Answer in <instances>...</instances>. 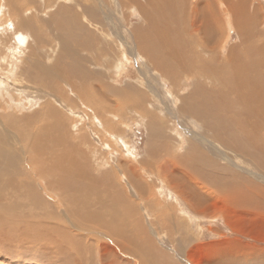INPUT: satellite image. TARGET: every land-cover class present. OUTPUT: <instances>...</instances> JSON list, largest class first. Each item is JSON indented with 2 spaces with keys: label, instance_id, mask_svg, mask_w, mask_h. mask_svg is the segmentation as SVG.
<instances>
[{
  "label": "rangeland",
  "instance_id": "rangeland-1",
  "mask_svg": "<svg viewBox=\"0 0 264 264\" xmlns=\"http://www.w3.org/2000/svg\"><path fill=\"white\" fill-rule=\"evenodd\" d=\"M138 1L144 2V0ZM247 1L250 2L252 9L257 11L264 32V0ZM186 3L188 9H191L199 3V0H187ZM135 6L132 7L130 3L122 6L120 0H0V84L3 83L6 91L3 95L4 99L3 96L0 97V135L2 138L8 136L12 142L16 141L17 145L14 149L21 146L20 149L25 146L22 139H24L23 133L27 132L25 144L26 142L31 144V139L35 135L28 133L29 130H21H25L27 125H30L27 124L31 121L29 119L43 111L48 98L50 99L47 103H55L52 107L61 111H59V118L66 122L65 133H62L65 139L61 145L58 136L53 135L48 148H34L33 153L36 152V155L44 154V158L40 159L44 166L42 172L21 166L18 174L21 178L24 176V180L19 179V175H14L13 179L17 182L22 180L21 184L29 189L27 188L26 192L24 190L26 195L10 191L11 197L14 198L11 206L17 205L15 208L18 207L19 212L25 206L22 211L24 215H30L32 208L38 212V216L47 209L44 202L51 205L50 210L56 208L54 211L57 210L56 213L60 217V221L55 222L56 226L63 228L64 225L70 231L72 230L71 232L74 231L77 237L84 238L86 242L84 244L88 250L83 251V255L81 253L77 255L76 252L71 254L83 256L87 264H264V169L258 167L254 159L222 144L212 128L215 124H206L201 116L187 117L180 111L182 100L198 86L195 78L180 76L174 83L173 80L164 79L157 70L152 69L144 56L138 55L131 58L126 56L129 47L127 43L131 40L133 46H136L133 41L135 39L133 32L136 29L140 27L145 32L153 34V31L146 27L148 23L145 25L148 20L145 18V13L137 5ZM64 9L72 10V12L74 9L77 12L92 9L101 17V23H91L88 18V21L84 19V23L95 33L97 41L92 42L93 48L89 50V54L81 51L84 54L83 57L88 59V62L83 63L84 69L79 70V73L84 70L81 76L75 71L70 70L69 73L67 64L70 58L63 55L61 44L59 45L58 36H56L60 25L58 21H55L58 16H55L58 11ZM252 16L258 19L253 12ZM180 27L182 26L177 27L178 31ZM225 31V33L221 32L219 44H222V56L227 57L230 51L242 44V41L235 27L225 26ZM19 34L27 39L26 45L25 42L20 45L17 40ZM121 35L127 39V42L120 43ZM137 45H139L138 42ZM258 46L261 47V44H255L254 41H251L249 45L255 61L262 59V51ZM242 56L244 57V54ZM36 61L38 62L36 65L40 64L45 68H52L54 65V68L60 69V73L63 74L60 77L61 81L51 84L54 87L56 85L55 89L58 90L51 91L42 76L40 79L35 76L32 77L33 79L30 76L24 78L23 74L28 75L24 72L30 68L29 64ZM103 84L125 90L124 92L128 94L126 93V96L122 98L124 100L116 101V97L108 93L102 94ZM204 84L213 85L210 81H205ZM64 88L67 92L63 90ZM81 92L87 93L89 100L94 103L89 105L87 99H82ZM13 98L15 100L18 98L16 102L20 106L14 105ZM121 103L123 105L125 103V106H121ZM101 112H103L102 115H100ZM96 113L100 118L94 117ZM189 114L191 113L187 110L186 115ZM70 125L75 127V130ZM153 126L161 128L164 133L163 135L154 133L155 138L151 140ZM106 128L107 131H105ZM112 129L115 130L112 132ZM223 137L226 138V135ZM56 141L59 144L57 146ZM260 145L264 146V142ZM84 146L87 147V152ZM196 146L201 150H197ZM258 151L264 153L261 149ZM202 152H206L207 158L218 166H226L230 172L221 171L206 164ZM85 153H87L86 158ZM72 155L74 160L71 158ZM185 155L189 156L186 158L188 161L184 163L186 167H183L182 163L176 160L180 157L185 158ZM258 156L264 158V154ZM197 157L201 160L200 163L190 162ZM54 158L58 159L59 166ZM256 159V162H260V159ZM84 163L85 166H83ZM66 164L68 167L63 168ZM52 165L55 166L52 167ZM69 166L74 167L75 171L71 172L68 169ZM188 167H193L197 171ZM78 171L81 172L82 177L77 181ZM68 172L69 175H67ZM12 173L15 174V171ZM197 173L201 176L207 175L208 179L196 178ZM131 175H134V178ZM12 177L10 183L14 184ZM219 177L228 178L229 184L225 185L231 187L243 185L242 188L246 192L251 190V183L257 185L256 189H263L250 200L232 201L214 198L215 194L218 196V190L215 187L220 184L213 180ZM65 178L68 181L64 180ZM136 179L141 189L132 183ZM110 181L111 183H108ZM107 184L112 189H109ZM97 196H100L101 202L107 206L102 211V217L106 223L111 222L112 232L116 233L113 235L119 241V246L124 243L127 246L123 245L119 248L115 246L112 241L114 237L103 229L87 227L88 231L84 232L80 228L83 227L82 216L90 211L88 207L94 209L92 205L96 202ZM124 199L129 205L119 206L117 202L123 203ZM112 206L115 207L113 216L110 209ZM77 225L80 227L78 228ZM132 236L137 239H143L146 236L147 243L143 242L144 252H131V250H137L136 246L131 244L133 239H129ZM29 246H27L29 247L28 257L11 259L9 255L22 256L21 254L26 251L15 252L14 245L13 248L1 246L0 264H37L39 258L44 256L42 250L35 248L34 245ZM19 249L24 248L19 246ZM44 251L50 253L49 246H45ZM61 262L54 263L65 264L63 260Z\"/></svg>",
  "mask_w": 264,
  "mask_h": 264
},
{
  "label": "bare ground",
  "instance_id": "bare-ground-1",
  "mask_svg": "<svg viewBox=\"0 0 264 264\" xmlns=\"http://www.w3.org/2000/svg\"><path fill=\"white\" fill-rule=\"evenodd\" d=\"M120 1L122 3V6H125V4H129V3H130V5H132V7L137 5L139 7V9H141L145 13V15H146L145 18L148 19L147 22L145 23V25H147V23H148V26H146V27H148V29L150 28L149 30L153 31V34H151V32L150 33L145 32L140 27L138 28V30L136 29L137 31L135 30L134 31L135 33L133 32V34H135V39H136V40L133 39V41H134V45H136V46H133V44L130 40V42L127 43V45L129 47L127 49L128 52L125 51L126 53H128V55H126V56L127 57L129 56V58H131L132 56L137 57L138 55L144 56L146 58V60L150 63V66L152 67V69H154L155 71L157 70L158 71L157 73H160V75L164 79L173 80L172 82H174V83H176V79L180 76L195 78L198 82V84H197L198 86L195 90H193L191 93H189L187 95V98L185 97V99L182 100V106L180 107V111L187 117L201 116L202 118H204V122L206 124H215L212 128L215 131V133H217L216 137L222 144L224 143L226 146L233 148L236 152L241 153L243 155H246V156L254 159L253 161L255 162V164L258 165V167L264 169V158H263V156H258L259 154H264V153L258 151V149H261L264 151V146L260 145V143L264 142V57L262 56V55H264V32L261 28V20L259 18V15H258L257 11L252 9L250 2L247 0L246 1L245 0H199V3L196 4V6L192 7L191 9H188L187 3H186L187 0H157V1L156 0H144V2H141V1L139 2L138 0H120ZM85 7H87V6H85ZM135 8H136V6H135ZM75 9H74V12H72V10H66V9L60 10L57 12V15L55 16V17L58 16L55 21H58L59 25H60V27L58 26L59 33L56 35V36H58L59 45L61 44L60 46L62 48L63 55H65L66 57L68 56V59L70 58V62L68 63L69 65L67 64L69 73H70V70L75 71L76 73H79V70L83 67V63L88 62V59L86 57H83L84 54L82 52L89 54V52L93 48V47H91L93 45L92 42L97 41L95 33L93 31H91L89 29L90 27H88L84 23V19L87 20V18H88L91 23H101L102 22L101 17L99 16L98 13L95 12V10L83 9L81 12H77V11H75ZM252 12L254 15L258 16L257 20L252 16ZM150 13H152V15ZM104 19L108 22V20L106 18H104ZM188 20H189V22H188ZM109 21H111V20H109ZM99 25H101V24H99ZM179 25L182 26V27H180V31L177 30V27ZM225 26L235 27L237 29L239 36L241 37V41H242V44H240L237 48L230 51L227 57L222 56V53H221L222 44L221 45L219 44L221 32L222 33L226 32ZM181 28H183V29H181ZM102 35H103V33H102ZM132 36H134V35H132ZM132 36H131V39H132ZM183 38H184V40H183ZM102 39H103V37H102ZM105 39H107V38L105 37ZM17 40H19L20 45L23 44L25 41H27L25 36L20 35V34H19V36H17ZM119 41H120V43L123 44L124 42H127V39L123 35H121ZM251 41H254V43L258 44V45L261 44V47L258 46L261 48V51H262L261 52L262 53V55H261L262 59H260V61H255L252 58L251 49L249 47ZM137 42L139 43V45H137ZM120 43H119V45H120ZM24 44L26 45V42ZM17 45H18V43H17ZM20 45H18V46H20ZM242 54H244V57L242 56ZM245 55H246V58H245ZM258 58H257V60H258ZM8 60H10V59L8 58ZM32 61H34V59ZM37 63L38 62L36 61V63L32 62L29 64L30 68L28 70L26 69L27 71L24 72V73H28V75L27 74L24 75L22 73L24 78L26 79L29 76L32 78L35 76V77L40 79V77L42 76L43 81H45V84H47L46 86L48 88L50 87L49 89H51V91L58 90V89H55L56 85L54 87L53 85L51 86V84L57 83V81L60 80V77H62L63 74L60 73V71H59L60 69L54 68L55 67L54 65H53L54 67L52 66V68H50L48 66H47L48 68H45V67H43V65L42 66H40V64L36 65ZM26 64H27V62H26ZM49 65H52V64H49ZM82 69H84V68H82ZM55 70H57V71L55 72ZM32 72H34V73H32ZM55 73H56V75H55ZM79 74H80V76L83 75L84 70L82 72H80ZM141 74H142V71H141ZM86 76L88 77V75H86ZM89 76H90V74H89ZM95 78H94V80H95ZM71 79H72V77H71ZM28 80H29V78H28ZM94 80H92V81H94ZM79 81H80V79H79ZM79 81H78V83H80ZM205 81H210L213 83V85L204 84ZM46 82H48V83H46ZM49 82H50V84H49ZM64 82H66V81H64ZM88 83H89V81H88ZM94 84H95V82H94ZM60 87H62V86H60ZM102 88H103L102 94L108 93L109 95L116 97V101H117V99H119V101H120V99L125 97L126 96L125 94L127 93V92L126 93L124 92L125 90L123 91L121 89H117L114 86L110 87L108 85L103 84ZM131 88L133 90H135L134 87L131 86ZM4 89H5V86L3 85V83L0 84V97L6 94V91ZM70 89H71V87H70ZM63 90H66V89L64 88ZM111 91H114V92H111ZM136 91H138V90H136ZM66 92H67V90H66ZM78 93H80V92H78ZM81 94H82V92H81ZM86 94L83 93L81 95V97H82V99H87L86 101H88L90 103L89 105H91V103H94V101L89 100V98L87 97ZM61 96H62V94H61ZM91 97L92 96H90V98ZM106 97H107V95H106ZM14 98H13L14 105L18 104V106H20V104L17 103L18 98H17V100H15ZM3 99H4V96H3ZM49 99L50 98H48V101H49ZM104 100H103V102H104ZM113 100H114V98H113ZM122 100H124V99H122ZM86 101H82V102H86ZM6 102H4V103H6ZM47 102H45L46 106L43 108V111L41 110L42 112L40 114H37V115L35 114L36 116L34 118L32 117L31 119H29V121L30 120L31 121L28 122L27 124H30V125H27L25 130L20 129L21 131L29 130L28 133L35 135L31 139V144H29V142H26V144H25L27 132L23 133L24 139H22L24 141L25 146L22 145L24 147L20 148V149H19V147H21V146H19V147L17 146L18 149H14L15 146L17 145L16 141L13 140L14 142H12V140L8 136H5V138H2V136L0 135V245L4 246V247L5 246L6 247L12 246V248L14 245L15 252L19 251V253L26 251V253L21 254L22 256H14L13 255L14 257H12V255H9L10 259L16 258V257L21 258L24 256L28 257V253H29L28 248L31 247L29 245H34L35 248H38V249L40 248L42 250V254L44 255V256H41L39 258V260L37 261L38 263L40 262L39 264H55L57 262H61L62 260L65 262V264H87L86 260L83 258V256H76V255L73 256L71 254L73 252H76V253H78L77 255H79V253H81V255H83L82 252L83 251L86 252L85 250L88 247L87 248L85 247L84 243H86V242H85L84 238H82V236L77 237L73 233L74 231L71 232L72 230L70 231V229L64 225H63V228L56 226V224H55L56 220L60 221V217L56 213L57 210L54 211L56 208L54 209V207H53L54 210H50L51 205L44 202V206H46L45 209L46 208L47 209L45 211H43V213L41 215L38 216V212H36V210H34L32 208L29 212L30 215H24V214H22V211L24 210L25 206H23V210H21L20 212H19L18 207L15 208V206H17V205H15V203L13 204V205H15L14 207L11 206V201H13L14 198L11 197L10 191L20 192L21 195L22 194L26 195L25 192H26V189L28 188V187L23 186L21 184L22 180H24L23 179L24 176H23V178H21L20 177L21 175L18 174L21 166H24L25 168H30V170L34 169V170H37L40 172H42V170L44 168V166L42 165V161L40 160L44 154L43 155H36V152L33 153L34 148L35 149L46 148V147L48 148V143H49V141H51L53 135H55V137L58 136V140L60 141V145L64 142L65 138H64V135L62 133L63 132L65 133L66 122H64L61 118H59V113L61 111L60 110L57 111L56 110L57 108L56 109L53 108L55 103L51 102L53 104V105H51V103H47ZM106 103H108V102H106ZM122 103H121V106L123 105ZM132 104H133V102H132ZM85 105L87 106V104H85ZM99 105H100V102H99ZM21 106H23V105H21ZM123 106H125V103ZM68 107H70V105ZM100 107H102V106L100 105ZM74 108H76V106ZM113 108H114V106H113ZM64 109H66V108H64ZM90 110L92 111V109H90ZM142 110L145 111L144 109H142ZM187 110H189V112L191 114L186 115ZM37 111H39V110H37ZM137 111H139V110H137ZM111 112H112V110L110 111V113ZM102 113L103 112H101L100 115H102ZM90 116L92 117V115H90ZM111 116H113V114ZM30 117H31V115H30ZM63 117L64 116H62V118ZM94 117L100 118V116H98L97 113L94 115ZM121 118H122V116H121ZM209 119H210V121H208ZM115 126H117V125H115ZM71 128H73V126H71ZM107 128L105 131H107ZM113 128H114V126H113ZM73 129L75 130V127ZM77 129H78V127H77ZM18 130L19 129H17V131ZM114 130L112 129V132ZM152 131L153 132H151V135H150L151 140L153 138H155V136L153 135L154 133H160L162 135L164 133L161 128H158L155 126L152 127ZM40 132H41V134H40ZM80 133H81V131H80ZM109 133H110V131H109ZM16 134H14V135H16ZM71 134H72V132H71ZM97 134H98V132H97ZM221 134H222V136H221ZM224 135H226V138L223 137ZM84 138H85V136H84ZM86 138H85V140H87ZM79 139H81V138H79ZM70 140H71V138L68 141L70 142ZM79 141H81V140H79ZM82 141H84L83 138H82ZM20 142H21V140H20ZM71 142H73V141H71ZM81 142H80V144H81ZM88 142H89V140H88ZM57 144H58V142L56 141L55 145L57 146ZM18 145H20V144H18ZM67 145H69V143H67ZM151 146H153V145H151ZM78 147H79V145H78ZM84 147H85L86 152H87V147L86 146H84ZM196 148H197V150H201V148H198L197 146H196ZM50 149H51V147H50ZM62 150H64V149H62ZM50 151H52V150H50ZM53 152H55V151H53ZM46 153H47V151H46ZM150 153L153 154L152 151H150ZM202 153H203L202 155L205 156L204 160H205L206 164H209L210 166H214L218 170L230 172V169H228L226 166L220 167V166H218L217 163L208 159L207 158L208 154H206V152H202ZM69 154L71 156V153H69ZM86 154L87 153H85V156H84L85 158H86ZM52 156H55V155H52ZM57 156H59V155H57ZM188 156L189 155H185V158L180 157L176 161L181 162L182 166L186 167V166H184V163H186L188 161V160H186V158ZM66 158H68V157H66ZM71 158H73V155ZM87 158H88V156H87ZM256 158L260 159V162L259 161L256 162V160H257ZM54 160L57 162L58 159L56 160V158H54ZM59 160L61 161V159H59ZM73 160H74V158H73ZM75 161H76V159H75ZM70 162H71V160H70ZM83 162H85V161H83ZM190 162H199L200 163L201 160L199 159V157H197L193 160H190ZM58 163H59V161L57 162V165H58ZM75 163H78V162H75ZM97 164H96V166H97ZM121 164H122V162H121ZM85 165L86 164L84 163L83 166H85ZM48 166H50V165H48ZM54 166L55 165H52V167H54ZM52 167L50 168L51 172H52ZM67 167H68V164H66V166L63 168H67ZM81 167H82V165H81ZM124 168H126V167H124ZM12 169H13V171H15V174L12 173L13 172ZM61 169H62V167H61ZM68 169L71 170V172H72L74 170V167L69 166ZM78 169H79V165H78ZM188 169H193V167H188ZM193 170L197 171L195 169H193ZM16 172H17V174H16ZM55 172H54V174H55ZM14 175H19L18 176V177H20L19 179H22L21 182H17L15 179H13V178H15ZM40 175L42 177L41 173H40ZM64 175L65 174H63V176ZM67 175H69V172ZM10 176L11 177L13 176L12 182H14V184L10 183V178H11ZM52 176L55 177L54 175H52ZM72 176H74L73 173H72ZM235 176H237V175H235ZM81 177H82V174L80 171H78L76 174L77 181H78V178L80 179ZM131 177L134 178V175L133 176L131 175ZM195 177L196 178H202L205 180L208 179L207 175L201 176L198 174V175H195ZM230 178H232V177H230ZM234 179H235V177H234ZM64 180L68 181L66 178ZM112 180H113V178H112ZM213 181L220 184V185H217L215 187L218 190V192H217L218 196H216V194L214 193L215 194L214 198H218V199H222V200H232V201H242V200H247V199L250 200L251 197L255 196L256 194L261 192L263 189V188L256 189L255 187H257V185L251 183L252 188L254 187L255 189L251 188V190L249 189L246 192L242 188L243 185L242 186L239 185L237 187L236 186L231 187L230 185H225V184H229V180H228V178H224V177L223 178H221V177L215 178V180H213ZM86 182L88 183L89 181L87 180ZM138 182L139 181L136 179V180H133L132 183L136 184L138 186V188L141 189V186ZM83 183L85 184V181H83ZM101 183H102V181H101ZM108 183H111V181ZM112 184H113V181H112ZM238 184H240V183H238ZM86 185H88V184H86ZM56 186H57V184H56ZM71 186L72 185H70V187ZM107 186L109 189H112L109 184H107ZM244 186H245V184H244ZM86 187H88V186H86ZM24 190H25V192H24ZM138 191H140V190H138ZM106 194H105V196H106ZM17 196H18V193H17ZM116 197H117V193H116ZM16 199H17V197H16ZM60 199H61V197H60ZM72 199H73V196H72ZM72 199H70V200H72ZM68 200H67V202H70ZM25 201H26V199H25ZM31 201H32V199H31ZM95 201L96 202H94V205H92L94 209L88 207L90 211L85 212L84 215L82 216V220H83L82 226L83 227H80L78 225H77V227L82 228L84 232L88 231V230H86V229H88L87 227H91V228H95V229L98 228L101 230L103 229L105 232L107 231V233L109 235H111V237H114V238H112V241H113L115 246H117L118 248L123 247V245L127 246V245H125L126 243L119 246V241L117 239H115V236L113 235L114 232H112L113 228H111V224H110L111 222L106 223L105 220L103 219L102 211L105 210L107 206H105L101 202L100 196H97ZM57 202H58V200H57ZM91 202H92V200H91ZM91 202L89 204H91ZM113 202H115V201H113ZM60 203H59V205H60ZM117 203L119 204V206L127 204L126 200L123 203H122V201L117 202ZM54 204H55V202H54ZM127 205H129V204H127ZM114 208L115 207H113V206H112V208H110L112 210L111 211L112 216L115 214ZM71 211H72V209H71ZM41 212L42 211H40V213ZM125 223H127V222H125ZM72 226H74L73 223H72ZM114 234L116 235V233H114ZM117 237H118V235H117ZM129 239L130 240L133 239V242L131 244L135 245L137 248L136 251L131 250L132 253H136V252L142 253L145 251V249L143 247V242H146V236L143 239H137L134 236L130 237ZM127 241H129L128 238H127ZM19 246L21 248H24V249L20 250ZM27 246H29V247H27ZM45 246H49L50 253L47 251H44ZM35 248H34V250H35ZM33 251H32V253H34ZM38 251H40V250H38ZM35 252L37 253L36 250H35ZM1 254L2 253L0 251V255ZM4 255L8 256V254H4ZM38 256H39V254H38Z\"/></svg>",
  "mask_w": 264,
  "mask_h": 264
}]
</instances>
